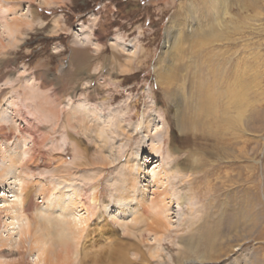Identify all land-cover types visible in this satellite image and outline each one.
I'll use <instances>...</instances> for the list:
<instances>
[{
  "label": "rangeland",
  "instance_id": "rangeland-1",
  "mask_svg": "<svg viewBox=\"0 0 264 264\" xmlns=\"http://www.w3.org/2000/svg\"><path fill=\"white\" fill-rule=\"evenodd\" d=\"M46 1L48 5L42 0H0V25L3 20L19 23L11 37L3 34L0 28V111L7 120L0 122V152L11 148V153L7 151L6 154L12 157L15 151L31 148L35 161L27 171L28 186L24 192L32 197V207L39 210L45 205V194L62 182L55 169L70 167L73 170L76 163L82 165L75 169L78 170L74 172L76 177L68 186L95 184L99 187V214L88 222L91 234L80 240L79 249L87 252V256L78 264H111L114 256L108 255L109 249L119 245L122 247L117 249L122 250L129 264H177L182 258L177 238L185 232L181 223L201 220L211 207L225 214L237 208L239 201L245 206V213L237 209L238 217L242 215L244 220L238 224L240 228L230 231L232 234L222 228L226 234H222L216 244L220 254H215L213 261L193 264H252L257 256V264H264V128L258 132L250 130L245 156L241 157L236 150L230 154V163H226L221 151L205 149V141L195 140L190 131H178L173 123L171 103L155 82L164 30L178 7L188 5L191 0ZM256 4V8H250L252 18L248 23L254 31L260 29V35L252 34V37L264 45V0H256ZM182 14L186 23L191 22L189 14ZM187 48L185 44L186 54L180 59L181 64L189 61ZM205 49L211 50V47ZM79 53L84 59L83 65L76 58ZM67 70H70L68 74ZM250 98L258 101L251 105L249 115L260 114L264 126V86L260 95L251 91ZM128 108L132 109L130 120L126 119ZM147 115L151 127L148 133H143L142 121ZM66 116L71 124L79 123L81 118L87 130L68 125ZM120 121L130 139L119 131ZM135 126L137 135L132 134ZM148 135L154 137L155 143L162 141V156L147 152L151 145ZM25 139L26 145L22 143ZM73 143L78 153L73 152ZM168 144L176 149L170 158L165 153ZM196 151L206 162V168L214 165L215 168L210 175L201 174V170L182 175L186 179L205 176L192 184L197 185L194 194L187 187L180 189L185 183L178 182L179 178L169 179L171 184L176 182L174 186L180 191L174 192L175 198L168 204L171 208L169 219L173 222L171 236L158 245L146 234L147 242L152 245L148 249L123 235L112 219L127 221L133 214L130 211L135 200L125 202L130 211L124 215L116 210L113 198L126 155L134 156L142 164V175L146 173V176L138 186L142 188L148 184L150 195L152 167L157 165L158 168L164 163L171 168ZM3 161L0 160V167L7 163ZM54 164L58 168H54ZM226 164H233V167L227 169ZM244 164L247 169L238 168ZM18 171L16 168L13 173L17 176ZM226 171L232 180L230 183L226 181ZM239 172L247 177L243 183H235ZM82 174L92 176V181L83 180ZM182 195L183 201L176 199ZM33 213V208L27 211L29 216ZM10 233L13 242L16 234L12 229ZM2 235L5 238L7 232L3 231ZM12 242L7 240L0 244V264H36L32 259L36 248ZM153 250H158L157 256L153 257Z\"/></svg>",
  "mask_w": 264,
  "mask_h": 264
},
{
  "label": "bare ground",
  "instance_id": "bare-ground-1",
  "mask_svg": "<svg viewBox=\"0 0 264 264\" xmlns=\"http://www.w3.org/2000/svg\"><path fill=\"white\" fill-rule=\"evenodd\" d=\"M42 3L49 4L46 0H42ZM255 4L256 0H191L188 5H180L164 30L163 47L155 70V82L164 97L171 103L173 123L178 131L181 133L190 131L195 140L205 141L203 142L205 149L221 151L227 159L226 163L230 160V154L236 150L241 157L245 156L250 130L258 132L264 128L260 114L249 115L251 105L258 101L251 100L250 92L260 95L264 86V53L262 52L264 45L259 39L254 41L252 37V34L259 36L260 29L254 31L248 23V20L252 18L250 8H256L257 4ZM182 12L185 15L189 14L191 22L186 23ZM18 26L19 23L16 21L10 23L3 20L0 28L3 34L11 37ZM185 44L190 51L189 57L187 56L189 61L187 59V63L181 64L179 61L186 54ZM206 46L211 47V50H206ZM80 57L79 53L76 58L79 64L83 65L84 59ZM76 58L73 59L76 60ZM69 72L70 70L66 71L67 74ZM131 110L128 108L126 119L130 120ZM4 118L5 114L0 111V122H7ZM55 119L59 121V117ZM70 119L73 121L72 118ZM79 120V123L71 124L69 117L66 116L65 121L73 127L79 126L82 131L87 130L83 120L81 118ZM121 121L118 125L119 131L130 139L131 136L125 132ZM142 123V132L148 133L151 127L150 116L147 115ZM135 129L136 126L132 131L133 135L138 134ZM148 138L151 139V145L147 147V152L150 155L162 156V141L155 143L151 135H148ZM23 141L22 143L26 145V139ZM71 145L73 152L78 153L75 144ZM166 147V157L170 158L176 151L175 146L168 144ZM3 150L1 149L0 152V160H5L7 163L0 167V244L7 240L12 242L10 239V229H12L16 234L14 243L18 246L27 245L30 249L36 248V253L32 257L36 264H78L87 256V252L79 249L80 240L87 234H91L87 227L88 222L93 216L99 214V187L95 184L87 187L68 186L72 178L76 177L75 169L82 165L76 163L74 171L70 167L55 169L62 182H59L58 186L55 185L49 194H45L43 200L45 205L39 210L32 207V197L25 193L28 186V170L35 161L34 155L30 153L31 148L15 151L12 157H7L9 154L6 152L11 153L13 149ZM217 152L212 153L218 155ZM197 154L198 151L190 152L171 168L164 163L158 168H156L157 165L152 167L150 182L153 189L150 195L147 193L148 184L143 185L142 188L138 186L140 181H145L146 176V173L142 175L144 173L142 164L134 159V156L126 155V162L120 168V183H117L114 188L113 198H115L116 210L124 215L130 211L127 209L128 206H125V202L135 200L132 208L135 212L130 211L133 214L127 221L120 222L117 218L112 219L113 224L122 229L123 235L140 245H146L148 249L152 245L147 242L146 234L151 235L150 240L158 245L164 238L168 239L167 236H171L173 222L169 219L171 208L168 204L175 198L174 192L180 191L174 186L176 182L171 184L169 179L179 178L178 182L185 183L180 189L187 187L191 190V194H194L197 185L192 184L205 176L186 179L182 175L185 173L192 175L198 170H201V174L209 173L210 175L215 168V165L206 168L208 167L206 162ZM78 155L80 157L81 154ZM56 165L54 164V168H58ZM224 166L228 169L233 167V164ZM16 168L19 170L17 176L13 173ZM238 168L247 169L248 167L244 164L239 165ZM228 171L225 178L230 183L232 180ZM50 172L53 174L52 170ZM238 174V181L235 183H243L247 177H242L243 173ZM81 177L83 180L91 179V181L93 178L87 174H82ZM64 184L66 186L61 187ZM243 188L246 190L244 186ZM176 199L183 201L184 196H177ZM189 203L191 204V201L188 205ZM242 203L239 201L237 208L225 214L218 213L216 208L211 207L201 220L190 219L182 222L181 226L185 227V232L177 238V242L182 247V258L177 264L213 261L215 254L216 256L220 254V251L216 249L218 239L226 232L235 231L238 224L242 222L243 216L239 218L237 215V209L238 212L241 211V214L245 213V206ZM32 208L35 213L27 215V211ZM189 209L191 210V207ZM8 219L11 221H7ZM10 225L11 227L8 228ZM222 228L226 229V232ZM3 231L7 232L5 238L2 235ZM113 248L109 249L108 254L110 256L112 253L114 256L111 264H129V262L126 263L122 250ZM153 252V257L158 255V250ZM251 263H259L258 256Z\"/></svg>",
  "mask_w": 264,
  "mask_h": 264
}]
</instances>
